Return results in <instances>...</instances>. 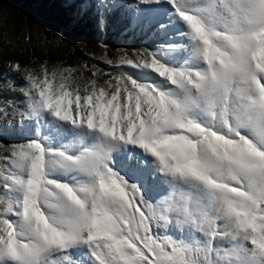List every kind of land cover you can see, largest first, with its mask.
<instances>
[{
	"label": "snow or ice",
	"instance_id": "1",
	"mask_svg": "<svg viewBox=\"0 0 264 264\" xmlns=\"http://www.w3.org/2000/svg\"><path fill=\"white\" fill-rule=\"evenodd\" d=\"M124 6L135 75L12 65L0 264H264V0Z\"/></svg>",
	"mask_w": 264,
	"mask_h": 264
},
{
	"label": "trees",
	"instance_id": "2",
	"mask_svg": "<svg viewBox=\"0 0 264 264\" xmlns=\"http://www.w3.org/2000/svg\"><path fill=\"white\" fill-rule=\"evenodd\" d=\"M90 1L72 4L70 0H0V95L23 99L20 88L25 82L21 79L23 72L12 67L16 63L21 69L37 71L45 62L49 69L71 66L86 77L95 71L101 82L120 72L136 74L137 70L117 68L106 60L118 61L122 56L132 57L138 51L151 49L160 37L153 29L130 26L131 10L124 5L133 0H103L98 12ZM17 125L14 119L0 118V147L25 140L5 136L4 132L14 131Z\"/></svg>",
	"mask_w": 264,
	"mask_h": 264
},
{
	"label": "rangeland",
	"instance_id": "3",
	"mask_svg": "<svg viewBox=\"0 0 264 264\" xmlns=\"http://www.w3.org/2000/svg\"><path fill=\"white\" fill-rule=\"evenodd\" d=\"M82 0H70V2L72 4H76V3H79L81 2ZM102 1L103 0H91V4H92V7L94 9V11H100L101 10V5H102ZM112 1L113 3H115V1H120V0H110ZM124 1V0H122ZM12 131V130H10ZM5 133V136L8 138V139H11V140H15V139H18V140H22V139H26L27 138V133L24 132L20 127L19 125H17V127H15V130L12 131V132H4Z\"/></svg>",
	"mask_w": 264,
	"mask_h": 264
}]
</instances>
